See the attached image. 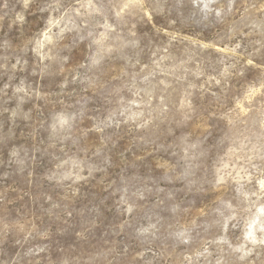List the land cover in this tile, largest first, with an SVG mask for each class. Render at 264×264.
Masks as SVG:
<instances>
[{
    "label": "rangeland",
    "instance_id": "1",
    "mask_svg": "<svg viewBox=\"0 0 264 264\" xmlns=\"http://www.w3.org/2000/svg\"><path fill=\"white\" fill-rule=\"evenodd\" d=\"M0 264H264V0H0Z\"/></svg>",
    "mask_w": 264,
    "mask_h": 264
}]
</instances>
